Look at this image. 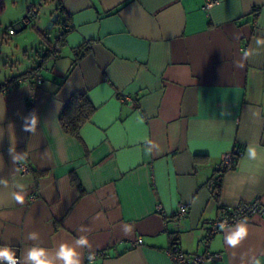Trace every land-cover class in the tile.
Listing matches in <instances>:
<instances>
[{"label": "crops", "instance_id": "obj_1", "mask_svg": "<svg viewBox=\"0 0 264 264\" xmlns=\"http://www.w3.org/2000/svg\"><path fill=\"white\" fill-rule=\"evenodd\" d=\"M56 1L59 55L0 82L13 79L0 91V247L20 264L33 245L63 264L62 243L76 247L81 264H172L171 244L203 252L220 210L264 202V0H217L210 9L203 0ZM37 66L39 84L16 82ZM74 93L95 108L78 136L59 120ZM33 111L30 133L22 125ZM12 145L32 174H20ZM236 147L243 154L216 195L217 167ZM17 182L26 185L23 205L12 200ZM238 223L211 238L220 258L205 264H264V216L247 221V238L232 248L224 237ZM80 236L91 247L76 245Z\"/></svg>", "mask_w": 264, "mask_h": 264}, {"label": "rangeland", "instance_id": "obj_2", "mask_svg": "<svg viewBox=\"0 0 264 264\" xmlns=\"http://www.w3.org/2000/svg\"><path fill=\"white\" fill-rule=\"evenodd\" d=\"M0 7L1 82L40 62L38 55L57 43L63 18L56 0H1Z\"/></svg>", "mask_w": 264, "mask_h": 264}, {"label": "built area", "instance_id": "obj_3", "mask_svg": "<svg viewBox=\"0 0 264 264\" xmlns=\"http://www.w3.org/2000/svg\"><path fill=\"white\" fill-rule=\"evenodd\" d=\"M217 3V0H203L202 8L210 9ZM29 20L27 17L24 18V22L27 23ZM50 56H58L60 53L59 46H52L49 50ZM31 81L37 85L42 81V74L40 70L31 71L23 76H20L16 82ZM125 99H128L125 98ZM123 101V99H122ZM243 154L240 147L234 148L231 152L223 154L220 164L217 167V174L215 176L216 182L220 181L222 173L233 168L238 158ZM19 171L22 176L32 174L33 166L28 162H19ZM35 193L30 195V198H34ZM156 210L161 212V206L157 205ZM187 213V205L184 203L178 204V217H185ZM254 216H264V202L260 199H254L251 201H241L237 203L232 209L220 210L215 218L210 220L205 230L204 236L202 237L201 244L204 246V251L201 253L188 254L185 253L177 244H171L167 247L166 251L169 255L172 264H205L207 261L216 260L220 258V253L209 251V243L211 238L220 230L234 225L241 220L250 221ZM141 240L138 239V242ZM15 257L20 264L19 257L15 254ZM2 264H8L6 260L1 261Z\"/></svg>", "mask_w": 264, "mask_h": 264}, {"label": "clouds", "instance_id": "obj_4", "mask_svg": "<svg viewBox=\"0 0 264 264\" xmlns=\"http://www.w3.org/2000/svg\"><path fill=\"white\" fill-rule=\"evenodd\" d=\"M257 43H264V37H258ZM249 51H245V56L249 55ZM237 67L243 68L244 64L239 62L236 64ZM22 128L26 132L34 133L36 131L37 125L39 123V118L33 111L27 117L23 118ZM246 152L249 158L255 159L257 156L256 150L251 146L246 148ZM15 153V147L12 145L9 148V154L12 156L13 162L25 161L26 154L17 155ZM0 183H3L7 186L6 180H0ZM16 187L18 190L12 192V200L16 203L23 205L26 195V185L20 184L17 182ZM249 234V228L247 220H241L238 225L235 227V230L230 232L227 237H224V243L227 246L236 248L241 244L243 240L247 238ZM38 238V233L31 232L28 234V239L35 240ZM76 245L81 248L91 247L87 236H80L76 239ZM57 256L63 261V264H81V254L77 252L76 247L70 246L67 243H62L59 247ZM25 259L29 264H54L53 260L47 258L46 249L33 245L28 249L27 256ZM89 261L93 259V254H89ZM0 260H6L8 264H18V260L15 257V252L7 246L0 247Z\"/></svg>", "mask_w": 264, "mask_h": 264}, {"label": "trees", "instance_id": "obj_5", "mask_svg": "<svg viewBox=\"0 0 264 264\" xmlns=\"http://www.w3.org/2000/svg\"><path fill=\"white\" fill-rule=\"evenodd\" d=\"M1 6V0H0ZM1 9V7H0ZM50 47V46H49ZM49 48L39 56L41 62L48 57ZM87 48L82 45L74 50L77 56H82L86 52ZM40 63V62H39ZM41 64V63H40ZM39 66L34 69H31L29 72L37 70ZM13 79L6 80L0 84V91L9 85ZM94 106L90 103L88 98L84 94L74 93L71 97L69 102L63 108L59 120L61 127L64 132L67 134L78 136V132L80 128L86 123V121L91 117L92 113L94 112ZM219 186L218 182H215L214 185V194L217 195V188Z\"/></svg>", "mask_w": 264, "mask_h": 264}, {"label": "flooded vegetation", "instance_id": "obj_6", "mask_svg": "<svg viewBox=\"0 0 264 264\" xmlns=\"http://www.w3.org/2000/svg\"><path fill=\"white\" fill-rule=\"evenodd\" d=\"M52 46L49 47V49L51 48Z\"/></svg>", "mask_w": 264, "mask_h": 264}, {"label": "water", "instance_id": "obj_7", "mask_svg": "<svg viewBox=\"0 0 264 264\" xmlns=\"http://www.w3.org/2000/svg\"><path fill=\"white\" fill-rule=\"evenodd\" d=\"M58 16V15H57ZM57 18V17H56Z\"/></svg>", "mask_w": 264, "mask_h": 264}]
</instances>
